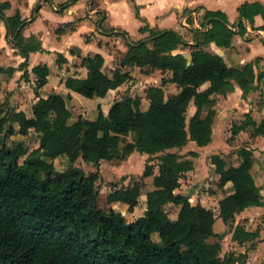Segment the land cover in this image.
Segmentation results:
<instances>
[{"label":"trees","instance_id":"trees-1","mask_svg":"<svg viewBox=\"0 0 264 264\" xmlns=\"http://www.w3.org/2000/svg\"><path fill=\"white\" fill-rule=\"evenodd\" d=\"M10 7L9 2H0V15L15 38V47L28 61L30 53L41 46L26 42V22L20 12L7 17L5 10ZM135 10L139 17L137 5ZM239 11L242 19L254 24L257 15L264 17V4L245 3ZM204 19L209 29L198 43L186 42L174 30L152 31L145 26L141 31L150 30V37L129 42L128 52L112 75L104 68L105 58L95 54L82 60L88 68L86 77L66 80L68 90L94 99L131 81V68L139 67L146 75L156 70L170 72L172 76L164 77L161 86L147 89V109L141 98L126 97L112 102L108 111L99 105L96 118L73 120L68 98L58 93L40 98L32 117L0 103V264H247V251L259 242L260 230L233 224L246 208L264 205L262 188L252 173L254 151L239 148L233 155L238 163L232 160L231 164L220 155L211 157L220 175L219 187L233 184V192L219 202V216L233 230L235 242L251 247L246 252L223 256L225 235L215 232L214 209L194 204L192 194L177 192L181 180L195 167L191 159L172 150L190 141L200 147L209 145L218 96L233 92L235 84L247 95L264 80V73L255 69L260 59L233 67L221 55L203 48L212 42L229 47L235 35L222 12L207 11ZM238 28L243 33V21ZM195 32L198 36L199 31ZM119 34L128 37L125 31ZM181 48L190 50L191 64L185 55L175 53ZM5 72L12 75L15 68L0 67V73ZM34 73L38 90L47 84L50 69L38 66ZM169 83L179 91L167 98L164 86ZM207 83L209 87L202 89ZM191 104L196 112L189 119ZM14 124L27 141L9 146L5 134L16 133ZM250 127L253 137L264 135V120L257 124L251 115L234 125L233 134ZM33 133L39 142L34 149L29 146ZM131 136L136 141H128ZM135 152L158 155L159 163L158 173L154 164L144 172V177H153L145 214L129 221L115 206L125 205L128 213H134L144 195L142 184H114L104 193L99 188L100 172L87 173L76 162L81 158L94 164L126 160ZM189 154L198 157L195 151ZM58 158L69 161L65 171L56 169ZM169 204L180 208L176 219L167 210ZM212 238L217 240L211 242Z\"/></svg>","mask_w":264,"mask_h":264},{"label":"crops","instance_id":"crops-1","mask_svg":"<svg viewBox=\"0 0 264 264\" xmlns=\"http://www.w3.org/2000/svg\"><path fill=\"white\" fill-rule=\"evenodd\" d=\"M0 2L11 4V7L5 10L7 17L20 12L22 20L26 22L23 29L26 42L41 46L40 49L30 53L27 61L15 47V38L12 37L0 15V67L15 68L12 75L6 72L0 73V103H4L6 99L12 109L16 112L23 111L28 117L33 116V106L40 98H47L54 93L62 94L67 98H80L66 88V80L69 77L88 75V68L82 65V60L87 56L101 54L105 58L104 68L112 75L115 70L113 64L119 53L124 55L128 52L129 42L150 37V30H174L180 33L186 42L198 43V38L203 40L202 32L207 31L201 29L209 25L204 19L207 11L222 12L228 19L229 27L234 29L235 35L229 47L212 42L204 45L203 48L221 55L233 67H243L260 59L255 69L256 72L264 73V30L262 29L264 17L257 15L255 23L250 24L240 17L239 11L245 3L264 4V0H135V2L131 0H1ZM135 5L139 7V17ZM186 15L190 16V27L182 23ZM242 21L245 29L243 33H239L238 26ZM196 22L201 29L194 28ZM145 26L150 30L141 31ZM123 31L128 33V37L119 34ZM195 31H199L198 36ZM175 53H182L186 57L191 55L188 48H181ZM38 66L48 67L50 74L47 84L37 90L38 76L34 73V69ZM132 76L134 77L133 73ZM209 85V83L205 84L202 89L208 88ZM263 87L264 80L260 88ZM120 88L109 93L116 92ZM258 89L245 95L243 89L235 84L233 92H229L226 96L219 95L218 98L221 99H218L216 104L213 141L204 147L198 146L196 142L193 143L194 141H190L189 144L204 150V152L195 151L198 157H202L203 153L209 150L212 151L211 156L220 155L226 159V156L241 147L252 149L255 158L252 173L264 196V135L253 137L251 127L239 134H233L234 125L241 124L247 115H251L257 124L264 120V108L261 109L255 102ZM7 92L9 95L5 97ZM114 99L111 103L116 101V98ZM192 108L195 113L196 107L193 105ZM221 140L225 141L224 144ZM239 140H246L247 143L234 146ZM232 160L238 163L233 158L230 162L227 160L228 164H231ZM218 176L219 183L220 175ZM232 192L233 184L228 183L218 192L201 196L197 204L214 209L217 215L214 229L216 225L220 227L215 232L224 234V240L234 244L235 251L246 252L242 251L243 248L246 249L245 246L233 240V230L228 234L225 233L230 226L219 216V202ZM143 196L146 198L147 209V195ZM239 224H244L248 231L260 230L259 242L252 251L249 250L248 255L250 256L248 262L258 261L264 256V205L246 208L238 214L233 227Z\"/></svg>","mask_w":264,"mask_h":264},{"label":"rangeland","instance_id":"rangeland-1","mask_svg":"<svg viewBox=\"0 0 264 264\" xmlns=\"http://www.w3.org/2000/svg\"><path fill=\"white\" fill-rule=\"evenodd\" d=\"M1 1V0H0ZM51 6V4L49 3ZM119 53V52H117ZM123 54L121 52L119 53L117 60L114 62L113 66L116 68L118 64L120 63V59ZM132 73L134 74V77L131 81L125 83L120 90L116 92L108 93L106 97H97L94 99L86 98L83 96L78 95L80 97L79 99H73L68 98V106L71 109L74 119L76 120L78 117L83 116L87 118H96L98 113V106L102 105L104 106L105 111H108L110 108L111 100L116 98V100H122L126 97H139L142 99L143 103V109H147L149 106V100L147 99V89L150 86L153 85H162V80L164 77H171L172 74L170 72H162L159 70H156L150 75H146L142 72V69L139 67H134L132 70ZM7 75H5V78ZM164 90L166 93V97H170L171 95L177 93L179 91L178 87L174 83H169L164 86ZM110 92V91H109ZM9 95V92H7L6 96ZM221 96V95H220ZM221 99L220 97L218 98ZM115 100V99H114ZM9 105L10 102L8 100H4ZM255 102L257 103V106L259 105L261 109L264 108V87L259 88L257 95L255 96ZM193 104H191L189 108L188 118L190 119L193 115ZM14 127L16 129V133L13 135H9L8 131L5 134L6 135V142L9 146L23 140L27 141V138H23L19 133V125L14 124ZM32 134L31 141L29 143V146L34 149L39 146V142L36 140L37 136L35 134V137ZM136 136H131L127 140L128 141H136ZM237 138H234V140ZM222 144H224L222 141ZM195 143V142H193ZM247 143L246 140H239L238 142L234 143V146L236 145H245ZM218 144V145H222ZM217 145V144H216ZM172 151L178 152L183 157H187L188 159H191V161L194 163V170L187 173L186 176L181 180V187L177 190L178 193L182 194H192L194 200L193 203L197 204L199 202V198L203 195H209L214 192H218L220 190V187L218 185V173L216 172L215 166L212 164L211 161V155L212 151L203 153L202 157H193L189 153L191 151H202L204 150L199 149L197 146H194V144H187L181 149H173ZM235 152V151H234ZM234 152L226 156V159L228 162H230V159L234 158ZM135 155H131L126 160H113V161H102L99 164L94 163H88L82 158L79 159L76 162V166L83 169L87 173H92L99 171L101 174V180L99 182V188L102 192L108 193L113 188V185L116 186H129L133 185L136 182H139L142 184L144 189V194H146L149 190L153 189V177H144V172L149 164L155 165L156 173H158V155H148V154H142L141 152H135ZM160 155V154H159ZM200 155V153H199ZM213 165V166H212ZM55 166L58 171H65L69 166V161L67 158H58L55 160ZM220 179V178H219ZM146 198L145 196H141L140 198V204L135 209L134 213H128L127 208L125 205L117 204L115 207L122 211L127 217L129 221L137 220L139 217L143 216L145 214L146 208H145ZM179 207L176 205L169 204L167 205V210L171 216L172 219H176ZM222 221V220H220ZM220 227L216 225L215 231L219 230ZM229 231H232L231 227H228L227 231L225 233H229ZM217 239L212 238L210 241L215 242ZM223 251L222 255L235 251V245L227 240H223ZM251 247L246 246V249H250ZM245 248L242 249V251H247ZM252 251V249H250ZM238 252V251H237ZM250 251H247L249 255ZM250 259V256H248V260ZM264 263V256L259 258L258 261H252L248 262L247 264H263Z\"/></svg>","mask_w":264,"mask_h":264},{"label":"built area","instance_id":"built-area-1","mask_svg":"<svg viewBox=\"0 0 264 264\" xmlns=\"http://www.w3.org/2000/svg\"><path fill=\"white\" fill-rule=\"evenodd\" d=\"M189 18H190V16L189 15H186L183 18V20H182L183 25L186 26V27H190L191 26V24L189 23ZM194 28H198V29L200 28L201 29V27L197 26V22H196V25H195ZM204 29L208 30L209 29V25L207 24V26L205 28L201 29V30H204Z\"/></svg>","mask_w":264,"mask_h":264},{"label":"water","instance_id":"water-1","mask_svg":"<svg viewBox=\"0 0 264 264\" xmlns=\"http://www.w3.org/2000/svg\"><path fill=\"white\" fill-rule=\"evenodd\" d=\"M187 58L189 59V64H191L192 61V55L187 56ZM11 127V125H9V128ZM35 137V134L33 135Z\"/></svg>","mask_w":264,"mask_h":264}]
</instances>
